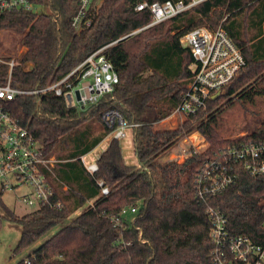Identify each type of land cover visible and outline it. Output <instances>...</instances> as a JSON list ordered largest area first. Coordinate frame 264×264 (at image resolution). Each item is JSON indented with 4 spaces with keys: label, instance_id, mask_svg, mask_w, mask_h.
<instances>
[{
    "label": "trees",
    "instance_id": "1",
    "mask_svg": "<svg viewBox=\"0 0 264 264\" xmlns=\"http://www.w3.org/2000/svg\"><path fill=\"white\" fill-rule=\"evenodd\" d=\"M167 0H102L90 27L72 26L81 0H32L38 11L12 12L0 16V32L20 37L25 49L13 69V86L24 90L43 89L76 69L90 54L110 45L104 54L112 62L120 82L114 92L86 111L70 109L54 93L17 96L8 110L19 126L27 129L46 148L73 150L65 156L69 170L60 179L69 187L60 210L44 207L8 217L21 226L15 253L37 244L46 234L54 235L18 264H214L210 239L209 207L227 217L234 236H248L264 243V175L250 176L236 166V183L205 202L197 199L195 183L209 162L224 160L232 144L264 139V130L243 137L223 138L215 129L216 115L233 99L264 97V0H207L162 24L151 22L148 10L136 12L141 3ZM252 26L258 29L250 35ZM205 27L227 31L247 61L222 94L208 102V109L187 118L174 129H158L173 114L192 79L195 60L181 39ZM9 68L0 66V84ZM109 110L119 111L133 129L139 166L126 163L120 141L107 127L96 140L89 126L81 136L74 133L89 121L101 125ZM199 132L209 146L191 152L182 163L161 162L164 155L186 136ZM111 141L98 160L99 171L87 174L80 156L92 151L105 137ZM109 188L101 195L97 180ZM5 190L0 192L1 197ZM93 200L92 205L88 204ZM136 209L129 224L123 211ZM82 210L71 218L75 211ZM120 219V224L112 220Z\"/></svg>",
    "mask_w": 264,
    "mask_h": 264
},
{
    "label": "built area",
    "instance_id": "2",
    "mask_svg": "<svg viewBox=\"0 0 264 264\" xmlns=\"http://www.w3.org/2000/svg\"><path fill=\"white\" fill-rule=\"evenodd\" d=\"M205 1L207 0H167L152 4L145 2L138 4L135 11H150L151 22L147 27H152L171 20ZM101 2L102 0H81L80 10L73 18L72 26L77 30L90 27L94 12ZM36 10L38 11L32 0H0V16ZM181 44L190 50L195 65L192 79L172 114L182 119L180 124L189 117H196L205 112L209 100L218 98L247 63L242 50L221 27L218 30L197 28L186 34L181 39ZM108 47L110 45L90 54L76 69L55 84L35 90L14 87L12 73L19 62L15 59L0 58V66L6 65L9 68L6 83L0 84L1 190L26 187L28 192L19 196V201L32 211L44 207L60 210L64 207V202L57 196L48 179V172L54 167V160L49 158L44 145L27 129L18 125L8 110V104L17 96L52 92L58 97H63L70 109L86 111L98 105L104 96L114 92L120 82L112 62L104 54ZM102 122L111 130V137L118 141L127 137L128 129L138 127L137 124L129 123L116 110L105 112ZM179 143L170 150L171 153ZM192 151L186 153L180 150L174 158L170 156L172 159L169 161L186 160ZM224 155V160L209 162L198 174L195 183L197 199L205 202L232 187L238 179L237 165L250 176L264 175V139L232 144L226 148ZM84 167L92 176L99 171L97 162L84 164ZM97 186L101 195L109 194V188L103 179L97 180ZM258 204L264 206V199ZM130 210L136 213V209ZM127 211H123L122 215ZM207 216L211 223L210 239L213 244L214 264H264V243H255L248 236L232 235L227 217L219 208L209 207ZM112 220L120 224L119 218L112 217ZM262 229L264 230V223ZM26 264H30L29 261Z\"/></svg>",
    "mask_w": 264,
    "mask_h": 264
},
{
    "label": "rangeland",
    "instance_id": "3",
    "mask_svg": "<svg viewBox=\"0 0 264 264\" xmlns=\"http://www.w3.org/2000/svg\"><path fill=\"white\" fill-rule=\"evenodd\" d=\"M264 26V25H263ZM205 28V27H204ZM264 30V29H263ZM250 35H253L258 29L252 26ZM20 37L9 31L0 32V58L4 60L15 59L19 61L22 52L25 49L20 45ZM193 69V67H192ZM225 107L216 115V122L214 124L217 132L227 139L241 137L244 134H253L264 130V97L256 96L251 99H233L232 102L224 103ZM182 119L178 115H172L168 119L160 122L157 126L158 129H174L180 125ZM185 121V120H184ZM183 121V122H184ZM96 125V127L94 126ZM92 127L96 132L102 125L89 121L86 125L81 126L75 133L74 137L81 136L87 127ZM127 137L120 140V145L125 157L126 163L130 166H139L138 159L135 153V140L133 130H127ZM195 138H194V137ZM106 143L103 146L96 148L89 156H86V163L96 161L95 158L103 151ZM209 146L208 141L199 132H194L188 137L184 138L174 148V152L166 153L161 159V162L174 158L175 154L181 150V152L188 151H200L203 152ZM176 149V151H175ZM172 156V157H170ZM185 160L180 159L179 163ZM0 182V192H1ZM28 192V189L24 186L15 190H5L1 197L0 202V264H18L22 259L38 248L42 243L54 235L61 227L55 228L48 234H46L37 244L31 248L23 251L22 253H15V249L20 241L22 229L16 222L12 221L8 217V211L13 212L15 215L24 216L31 210L24 204L20 203L19 196ZM82 210L75 211L70 219H73L81 213ZM137 213V212H136ZM136 213H133L130 209L124 215L126 221L131 224Z\"/></svg>",
    "mask_w": 264,
    "mask_h": 264
},
{
    "label": "crops",
    "instance_id": "4",
    "mask_svg": "<svg viewBox=\"0 0 264 264\" xmlns=\"http://www.w3.org/2000/svg\"><path fill=\"white\" fill-rule=\"evenodd\" d=\"M94 126L96 127V125H94ZM92 127L91 126L89 127L90 130H91V136H90L91 140H93V139L96 140L98 137H100L104 133L105 128H106L105 125H102L100 128L97 127L98 130L95 132ZM110 141H111V137L110 136L105 137L92 151H90L89 153H87L85 155L80 156L79 160H80V164L82 165L83 169H85L84 164H87L86 160H85L86 156H89L91 154V152H93L99 146H103L104 143H106V146L103 149V151H105L107 149ZM72 150H73L72 147H66L65 151H61L60 149L56 148L54 151H52L49 154V158L54 160V167L51 169L50 172H48V179H49L50 183L52 184L57 196L64 203H69V204L72 202L73 199H71V200H67L66 199V196H68L69 187H68L67 183L63 182L60 179L59 172L60 171H66V170L70 169L67 166H68V164H71V162H73V160H71V159L66 160L65 158H67V157H65V156H68V154L70 152H72ZM100 154H99V156H100ZM99 156H97V158H95L96 161H92L90 163L97 162ZM166 161H168V160H165V162ZM85 171L87 172L86 169H85ZM87 174H89V173L87 172ZM92 203H93V200L88 202V204H91V205H92ZM30 212H32V210Z\"/></svg>",
    "mask_w": 264,
    "mask_h": 264
},
{
    "label": "bare ground",
    "instance_id": "5",
    "mask_svg": "<svg viewBox=\"0 0 264 264\" xmlns=\"http://www.w3.org/2000/svg\"><path fill=\"white\" fill-rule=\"evenodd\" d=\"M194 137V136H193ZM195 138V137H194Z\"/></svg>",
    "mask_w": 264,
    "mask_h": 264
},
{
    "label": "water",
    "instance_id": "6",
    "mask_svg": "<svg viewBox=\"0 0 264 264\" xmlns=\"http://www.w3.org/2000/svg\"><path fill=\"white\" fill-rule=\"evenodd\" d=\"M219 96V95H218Z\"/></svg>",
    "mask_w": 264,
    "mask_h": 264
}]
</instances>
